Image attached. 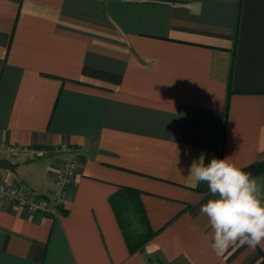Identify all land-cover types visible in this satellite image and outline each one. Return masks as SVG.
I'll return each instance as SVG.
<instances>
[{
	"label": "crops",
	"instance_id": "obj_1",
	"mask_svg": "<svg viewBox=\"0 0 264 264\" xmlns=\"http://www.w3.org/2000/svg\"><path fill=\"white\" fill-rule=\"evenodd\" d=\"M64 142L61 207L0 198V264H264L214 253L187 177L202 154L264 161V0H0V146L22 147L0 180L52 198Z\"/></svg>",
	"mask_w": 264,
	"mask_h": 264
},
{
	"label": "clouds",
	"instance_id": "obj_2",
	"mask_svg": "<svg viewBox=\"0 0 264 264\" xmlns=\"http://www.w3.org/2000/svg\"><path fill=\"white\" fill-rule=\"evenodd\" d=\"M189 187L207 184L213 198L200 212L212 229V250L223 256L239 243L251 248L264 246V189L251 173L237 166L230 157L212 158L205 163L202 154L190 165Z\"/></svg>",
	"mask_w": 264,
	"mask_h": 264
},
{
	"label": "built area",
	"instance_id": "obj_3",
	"mask_svg": "<svg viewBox=\"0 0 264 264\" xmlns=\"http://www.w3.org/2000/svg\"><path fill=\"white\" fill-rule=\"evenodd\" d=\"M0 148L7 152L9 157H17L22 151L21 146L12 144H4ZM51 151L66 155L55 172L57 191L52 198L9 185L4 180H0V198L19 207L43 213L54 212L57 207H61L79 166V151L65 142L56 145Z\"/></svg>",
	"mask_w": 264,
	"mask_h": 264
},
{
	"label": "trees",
	"instance_id": "obj_4",
	"mask_svg": "<svg viewBox=\"0 0 264 264\" xmlns=\"http://www.w3.org/2000/svg\"><path fill=\"white\" fill-rule=\"evenodd\" d=\"M245 172L251 173L252 176L258 175L261 173H264V161H257L253 164L249 165L248 167L243 168ZM144 220L146 221V218L144 217ZM154 235V232L148 229L147 233L143 237H135L136 240L133 242L129 241L130 250L135 251L136 249L140 248L142 245H144L152 236Z\"/></svg>",
	"mask_w": 264,
	"mask_h": 264
},
{
	"label": "water",
	"instance_id": "obj_5",
	"mask_svg": "<svg viewBox=\"0 0 264 264\" xmlns=\"http://www.w3.org/2000/svg\"><path fill=\"white\" fill-rule=\"evenodd\" d=\"M0 167L4 168V169H14L15 168V164H13L7 158H0Z\"/></svg>",
	"mask_w": 264,
	"mask_h": 264
}]
</instances>
